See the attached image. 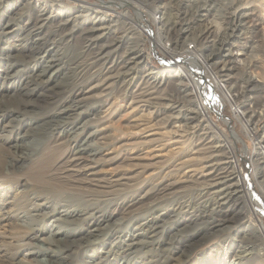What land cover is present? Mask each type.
<instances>
[{"label": "bare ground", "instance_id": "obj_1", "mask_svg": "<svg viewBox=\"0 0 264 264\" xmlns=\"http://www.w3.org/2000/svg\"><path fill=\"white\" fill-rule=\"evenodd\" d=\"M73 1L0 0V264H264V0H231L224 28L213 0ZM186 153L212 162L203 209ZM253 229L262 251H220Z\"/></svg>", "mask_w": 264, "mask_h": 264}, {"label": "rangeland", "instance_id": "obj_2", "mask_svg": "<svg viewBox=\"0 0 264 264\" xmlns=\"http://www.w3.org/2000/svg\"><path fill=\"white\" fill-rule=\"evenodd\" d=\"M224 1V2H223ZM98 1L97 0H80V1H73V2H71V6H76V5H78V3H82V4H85V5H87V6H89V7H93L96 3H97ZM225 2H226V4H225ZM231 2V0H213V5L215 6V11H214V16L216 15V17H215V21L217 22V23H219L218 25L220 26V27H222V28H224V26L225 25H223L224 23L222 22V20L224 19L223 17L225 16V12H226V10L224 11V9L225 8H227V6H228V4ZM217 3H218V5H217ZM217 6H216V5ZM257 4L259 5L260 3L259 2H257ZM263 4H264V1H263ZM223 6V7H222ZM225 7V8H224ZM223 8V9H222ZM218 11V12H217ZM217 12V13H216ZM222 12H224L223 14H222ZM216 13V14H215ZM219 17H218V16ZM221 16V17H220ZM219 18V19H218ZM223 18V19H222ZM217 23H216V25H217ZM222 23V24H221ZM87 24V23H86ZM223 25V26H222ZM220 27H218V29L217 30H220V29H222V28H220ZM220 28V29H219ZM157 29H161V30H163L164 31V33H165V35H166V37H167V39L170 41V46H169V48L168 49H170L171 47H172V41H171V39L169 38L170 36L166 33V31L164 30V28L161 26V25H155L154 26V31L156 32V30ZM260 29H261V31H262V35H264V29L262 28V27H260ZM142 39L145 41V43H144V49H145V51L147 52V53H149L150 55L152 54L151 53V47H152V45H151V39H149V37L147 36V34L145 33V34H143V37H142ZM76 40H78V39H76ZM75 40V41H76ZM255 40H257V39H255ZM263 40V41H262ZM261 43V44H260ZM260 43H256V44H253V45H260L259 46V48L257 47L256 49H259V51H255V53H254V55L256 56V61H258V65L257 66H253L251 69H249V72H251L250 74H252L253 76H254V78L257 80L258 79V83L260 84V88H262V90H263V92H261L260 94H253V97L254 96H256L257 98H264L263 97V95H264V39H261V42ZM250 45V44H249ZM252 44H251V46H253ZM78 46H80V44H79V41H76V48H74V51L75 52H77V48H78ZM162 46H161V44H160V54H158V55H155V53H153L152 54V56H151V58L149 59V63H150V66H151V68H153L154 70H156V71H160L161 72V70H164L165 71V69H166V63L165 62H163V61H165L167 58H169L168 56H167V53H165V52H163V49L161 48ZM238 50V46L237 47H234V49H233V51H234V53H241V52H243V51H237ZM251 49H249L248 51H247V54H246V57H244L243 59H245V61H249V58L252 56V50L250 51ZM249 53V54H248ZM162 56L164 57V59L162 58ZM161 59V60H160ZM163 59V60H162ZM251 61H253V59L251 60ZM254 62V61H253ZM252 62V63H253ZM165 63V64H164ZM255 69V70H254ZM251 70V71H250ZM163 71V72H164ZM252 71H253V73H252ZM162 72V73H163ZM165 81V80H164ZM175 80H172V82L171 81H169L168 82V86L170 87L172 84H173V82H174ZM260 81V82H259ZM262 81V82H261ZM170 82H171V84H170ZM263 83V84H262ZM174 86V85H173ZM173 86H171V87H173ZM258 95H259V97H258ZM261 96V97H260ZM256 98V99H257ZM261 98V99H262ZM167 104H169V105H171L172 103L171 102H166ZM250 104V103H249ZM253 104V103H252ZM127 106V102H125V101H120L119 102V104L117 105V107H118V109H123L124 108V106ZM234 109H232L229 105H227L226 106V111H225V113H224V118H226V117H229V116H231L232 117V111H233ZM139 114H143V112H140ZM138 114V115H139ZM177 113H175V115H176ZM215 116V119H217V120H220L221 121V119H219L217 116H216V114L214 115ZM150 117V116H149ZM147 118H148V116H147ZM222 123V125H223V127H225L226 129H227V132H228V134H230V135H232V130H231V127L228 125V124H224L223 122H221ZM235 127H237L236 128V132H238L239 133V135L240 136H242V139L245 141L246 140V142H248V141H251V139L248 137V136H245V134H243L241 131H242V125L240 124V123H237L236 121H234V124H233ZM126 132V131H125ZM261 136H263L264 135V130L263 131H261L260 133H259ZM261 136H260V138H261ZM248 140V141H247ZM252 142H254V141H252ZM218 144H220L219 142L218 143H216L215 145H218ZM175 147H177V146H172L171 145V143L169 144V147H168V149H171V148H175ZM243 147H244V144L242 143V142H240V141H237L236 142V146H235V149H234V151H235V154H236V157L239 159V162L241 163V162H243V160H245L246 161V157H245V155H244V150H243ZM253 150V149H252ZM252 151H251V146L249 147V151H248V153L250 154ZM158 152H156L155 154H157ZM221 153V152H220ZM190 153H186V154H184L183 156H181V160L180 161H183V160H186V162L184 161V163H186V164H184L183 163V166L185 167H182L183 169L181 170V174L183 175V172L184 173H186V174H184V175H190V173L191 172H189V170H191V168L193 169H197L198 170V172H199V176H201L200 177V181H202V179L204 178V176H205V178L203 179V180H205V182L204 181H202V183L203 184H199V186H198V190H199V192H198V194L200 193V197H201V199H200V202H202V204H201V206H202V209H203V207L204 206H206V198H207V196L205 197V199H204V197H202L203 195H206V192L208 191V189H209V191H210V185L211 184H213L214 183V181L213 180H211V178H207V175L209 174V172L211 173V171H213V169H212V167H211V161H208L207 162V160H208V158H207V156L205 157V154H200V156L199 155H193V154H190ZM248 154V155H249ZM186 155V156H185ZM204 156L205 158V160L203 159V157L202 156ZM191 156V157H190ZM194 156L195 157H201L202 158V161H200L201 160V158H197L198 160H196V162L194 161V162H191V158L193 157L194 158ZM192 158V159H193ZM187 159H188V161H189V164H187L188 162H187ZM196 159V158H195ZM243 159V160H242ZM203 160L205 161V162H203ZM242 160V161H241ZM193 161V160H192ZM197 161H198V163H197ZM203 164H202V163ZM249 162V161H248ZM193 163V166L191 165ZM200 163H201V165H200ZM210 165H208V164ZM216 163V162H215ZM206 164V165H205ZM187 167H186V166ZM207 166V167H205V166ZM250 165V164H249ZM202 166V167H201ZM204 167V168H203ZM209 167V168H208ZM187 168H189V170L187 169ZM200 168H201V170H202V168H203V170L205 171H201L200 170ZM211 168V169H210ZM186 169H187V171H186ZM206 169V170H205ZM260 169H261V167L259 168V170H257V168H255V169H251V167H249V175L250 176H253V175H255V174H257L258 176H260V174H261V171H260ZM258 171V172H257ZM260 171V172H259ZM255 172H257V173H255ZM206 173H208V174H206ZM191 175H192V173H191ZM208 179H209V181H208ZM258 180H262L261 178L260 179H258ZM210 181H213V182H211V184L208 186H206V184H209L210 183ZM262 183H264V182H262ZM259 184V183H256L255 185H254V188H255V190H256V193H257V195H258V201H261L263 204H262V207L264 208V186H262V185H264V184ZM259 184V185H258ZM201 186V187H200ZM206 187V188H205ZM207 189V190H206ZM202 193H203V195H202ZM204 200V201H203ZM257 201V202H258ZM257 202L255 203V206H257ZM210 203H208V205H209ZM212 205V204H211ZM261 216L264 218V215L263 214H258L257 215V218H258V220H259V222L261 223V225H262V228H264V220H263V218L261 219ZM246 225H248L247 223L246 224H244V231L246 230L245 229V226ZM236 227H234V229H235ZM238 228L239 227H237L236 228V230H238ZM243 233V232H242ZM244 233H248V232H244ZM235 235V234H234ZM234 235H232V236H230V240L228 241V242H224V243H222V245L220 246L221 247V249H220V251L222 252V253H226V252H228V256H229V260L230 261H232L237 255H245V254H249L250 252H256L257 253V249L259 250V251H262L261 249H259V246H253V241H255V240H257L258 239V234H256V232H255V230L253 229L252 230V232L250 233V234H248V235H246V242H245V247L243 248H240L239 247V243L237 242L238 240H240V238L239 237H236V236H234ZM245 235V234H244ZM254 235H256L257 236V238L256 237H254ZM208 235H206V236H204V234H202L201 235V238L203 239V238H208L207 237ZM216 240H214V241H211V243L212 242H215ZM227 243H229V244H232V246H233V249H226L227 248V246H226V244ZM256 243H257V241H256ZM253 246V247H252ZM263 247H264V245H263ZM254 248V249H253ZM237 250V251H236ZM26 252V250H23L22 251V254H24ZM231 252V253H230ZM261 253V252H260ZM252 257H255V255H252ZM43 260V264H47L48 262L45 260V259H42ZM257 261H259V260H255V263L257 262Z\"/></svg>", "mask_w": 264, "mask_h": 264}, {"label": "built area", "instance_id": "obj_3", "mask_svg": "<svg viewBox=\"0 0 264 264\" xmlns=\"http://www.w3.org/2000/svg\"><path fill=\"white\" fill-rule=\"evenodd\" d=\"M161 60V59H160ZM164 62V61H163ZM167 65V64H166Z\"/></svg>", "mask_w": 264, "mask_h": 264}]
</instances>
